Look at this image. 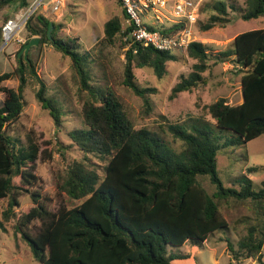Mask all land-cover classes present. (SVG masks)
<instances>
[{
  "label": "trees",
  "instance_id": "trees-1",
  "mask_svg": "<svg viewBox=\"0 0 264 264\" xmlns=\"http://www.w3.org/2000/svg\"><path fill=\"white\" fill-rule=\"evenodd\" d=\"M32 2L0 0V13L5 8L19 12ZM245 4L243 11L236 3L217 0L210 6L213 14L202 30L226 25L230 11L241 13L244 21L264 18V0H245ZM26 29L30 35L26 43L39 37L40 44L31 49L28 60L24 56L19 59L17 53L13 72H0V92L5 96L0 106V201H8V207L0 211V232H6V224L14 220L17 233L39 264H172L189 256L171 253L169 247L202 245L216 232L229 231L223 208L250 204L253 213L246 235L237 246L228 242L230 264L249 259L264 264V187L255 190L254 182L246 177L240 188L224 186L217 167L221 147L214 141L219 138L209 123L165 121L160 132L180 141L179 150L174 149L159 132L137 129L113 89L92 83V51L83 53L77 39L59 37L60 25L35 15ZM131 30L123 29L119 18H112L105 24L101 43L113 45L120 35L127 39L130 47L123 85L143 99L145 115H150L154 107L150 96L156 90L141 87L134 69H152L162 79L167 63L176 62L178 57L135 43L129 35ZM176 30L174 26L164 33L170 35ZM45 46L70 58L79 90L87 95L82 107L84 126L68 134L83 158L67 164L57 181L60 193L82 203L72 209L61 207L57 212L50 210L48 199L38 191L36 162L43 156L49 160L54 154L65 156L68 147L56 143L42 151L33 137L28 136L27 144L22 145L13 136L29 87L35 89L37 101L49 111L56 130L62 127V106L56 97L49 96L50 89L33 58V52ZM186 53L197 62L192 73L173 88L172 99L207 84L203 74L211 66L209 48L196 41ZM231 58L242 74L243 102L233 106L219 99L208 106V112L216 121L214 128L230 135L229 143L239 146L264 136V28L239 34L233 48L217 57ZM14 76L19 81L17 88L3 85ZM201 177H209L215 191L209 193ZM24 196L31 198L33 206L28 212L17 213Z\"/></svg>",
  "mask_w": 264,
  "mask_h": 264
},
{
  "label": "rangeland",
  "instance_id": "rangeland-1",
  "mask_svg": "<svg viewBox=\"0 0 264 264\" xmlns=\"http://www.w3.org/2000/svg\"><path fill=\"white\" fill-rule=\"evenodd\" d=\"M216 1L202 0L200 18L196 25L197 39L209 48L211 55L210 69L203 74L207 79L206 85L192 92L181 93L174 99L171 98L173 88L182 77H188L192 73L193 65L197 62L189 58L186 52L175 54L178 60L167 63V73L162 79H159L152 69H134L136 81L141 87L156 90L150 96L154 105L150 115H145L143 99L123 85L126 52L130 47L126 44L127 39L120 35L113 45L101 43L105 36V24L112 18H119L123 29L128 27V19L124 17V10L119 0H65L59 12L55 13L49 9L51 5H48V10H41L37 15L60 25L59 37L77 39L83 53L92 51V83L97 87L111 88L115 91L137 129L148 128L159 132L174 149L179 150L180 141L162 134L160 125L165 121L184 124H190L191 121L209 123L212 132H215L219 138L218 141H214L221 147L217 157V167L224 186L240 188V183L246 177L254 182L255 190H259L264 187V136L246 145L230 144L232 137L221 134L214 128L216 121L209 114L208 106L219 99H225L233 106L243 102L242 74L236 69L232 58L217 59V57L219 53L233 48L234 39L239 34L264 28V18L244 21L241 13L230 11L229 22L226 25L203 31L202 26L213 14L210 6ZM228 1L236 3L243 11L246 9L245 0ZM16 13L13 8L2 10L0 28ZM20 36L26 41L30 37L27 29ZM24 44L14 41L4 47V42L0 43L1 73H11L15 70L16 55ZM33 58L37 62L39 75L50 89L49 96L56 97L62 106L63 124L60 131H57L49 111L43 109L36 99L35 89L29 87L24 94L26 102L24 112L14 128L13 136L19 139L22 145L27 144L28 136L33 137L41 145L42 151L50 149L56 143L68 147L65 156L54 154L53 159L50 160L47 156L38 159L36 175L39 178L38 191L48 199L51 211L57 212L61 207L72 209L80 205L82 200H72L60 193L57 181L67 164L83 158V153L72 144L68 134L84 126L82 107L87 95L79 90L73 76L70 58L63 56L51 46H45L41 51H34ZM3 85L17 88L19 81L14 76ZM4 98V94L0 92V106ZM99 172L103 175L101 169ZM200 181L209 193L215 191V186L210 185L209 177H201ZM20 201L21 206L16 209L17 213L28 212L33 206L29 196L22 197ZM7 207V200L0 201L1 212ZM223 211L230 222V230L216 232L202 245L188 243L183 249L169 247L171 253H186L190 256L187 259L175 260L172 264H230L228 242L237 246L246 235L248 219L253 211L250 204H241L231 209L224 207ZM35 225L39 226L38 223ZM6 227V232H0V264H39L33 258L29 245L17 233L15 221L7 223ZM262 253L264 257V247ZM241 264H258V262L249 259Z\"/></svg>",
  "mask_w": 264,
  "mask_h": 264
},
{
  "label": "built area",
  "instance_id": "built-area-1",
  "mask_svg": "<svg viewBox=\"0 0 264 264\" xmlns=\"http://www.w3.org/2000/svg\"><path fill=\"white\" fill-rule=\"evenodd\" d=\"M120 3L127 16L128 27L132 28L130 38L135 43L176 54L187 52L189 45L198 41L196 25L202 0H120ZM64 4L65 0H33L28 8L17 12L3 25V46L14 41L24 44L26 40L20 35L29 20L41 10H48V5L57 13ZM174 26H177L175 33H164Z\"/></svg>",
  "mask_w": 264,
  "mask_h": 264
},
{
  "label": "water",
  "instance_id": "water-1",
  "mask_svg": "<svg viewBox=\"0 0 264 264\" xmlns=\"http://www.w3.org/2000/svg\"><path fill=\"white\" fill-rule=\"evenodd\" d=\"M53 28H54V26L52 24L50 31H49V35H51ZM40 42H41V38L35 37V38H32L29 42L25 43L24 46L21 48V50L18 53V58L21 59L22 56H24V58L26 60H28V56H29L31 49L33 47H37L40 44Z\"/></svg>",
  "mask_w": 264,
  "mask_h": 264
},
{
  "label": "crops",
  "instance_id": "crops-1",
  "mask_svg": "<svg viewBox=\"0 0 264 264\" xmlns=\"http://www.w3.org/2000/svg\"><path fill=\"white\" fill-rule=\"evenodd\" d=\"M187 244H188V243H187ZM185 245H186V244H185ZM185 245H184V246H185ZM184 246H183V247H184ZM183 247H181V248L183 249ZM182 249H181V250H182ZM181 254H182V253H181ZM183 255H188V254L184 253ZM188 256H189V255H188ZM189 257H190V256H189ZM176 260H180V259H176ZM173 261H175V260H173Z\"/></svg>",
  "mask_w": 264,
  "mask_h": 264
}]
</instances>
